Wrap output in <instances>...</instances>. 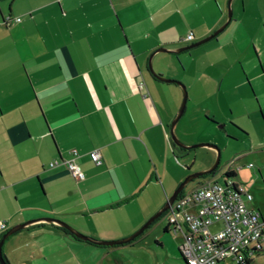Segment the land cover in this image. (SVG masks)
I'll return each instance as SVG.
<instances>
[{"label":"crops","instance_id":"crops-1","mask_svg":"<svg viewBox=\"0 0 264 264\" xmlns=\"http://www.w3.org/2000/svg\"><path fill=\"white\" fill-rule=\"evenodd\" d=\"M7 18L20 21L5 25ZM224 25L202 45L170 52ZM151 56L168 80L185 82L175 61L189 78L188 120L228 114L245 131L243 107L263 128L264 0H0V221L7 230L52 218L90 239L120 241L163 208L182 180L170 127L183 96L150 74ZM187 106L174 128L183 138ZM71 150L79 153L78 180L63 166L49 168ZM92 151L101 165L91 162ZM166 215L111 247L37 223L9 237L2 253L9 264H161L166 251L186 264Z\"/></svg>","mask_w":264,"mask_h":264},{"label":"built area","instance_id":"built-area-1","mask_svg":"<svg viewBox=\"0 0 264 264\" xmlns=\"http://www.w3.org/2000/svg\"><path fill=\"white\" fill-rule=\"evenodd\" d=\"M11 21L20 19L7 18L4 24ZM191 40L192 35H188L186 41ZM69 154V159L55 160L49 168L63 166L73 178L81 179L76 163L79 153L71 150ZM89 158L97 166L102 163L98 151L90 152ZM225 173L204 178L178 196L167 210V224L182 237L179 250L186 264H245L264 250V222L260 213L248 206L252 196L232 179H226ZM6 230V223L0 221V233Z\"/></svg>","mask_w":264,"mask_h":264},{"label":"rangeland","instance_id":"rangeland-1","mask_svg":"<svg viewBox=\"0 0 264 264\" xmlns=\"http://www.w3.org/2000/svg\"><path fill=\"white\" fill-rule=\"evenodd\" d=\"M182 61L184 62L183 59ZM173 65L178 70L181 79L188 82L189 78L182 72L180 64L175 61ZM151 68L155 74H159L155 70L152 59ZM146 73L145 71V75H147ZM159 75L163 76L162 74ZM165 79L170 78L165 77ZM174 81L181 83L185 87L188 95L186 85L184 84L185 82L180 80ZM166 86H168V88H177L183 96L182 89L177 85L166 84ZM190 105L191 103L189 101V103L186 104L187 113L180 123L184 124L186 122L188 132L183 138L182 136H178L177 131L174 130L175 137L186 146L208 144L214 146L216 150L207 147H197L191 150L176 149L177 164L180 170H182L180 171L181 182L190 174L210 168L216 162L218 156L217 151H219V165L215 173L221 174L231 167L236 175V183L245 188L252 196V205L261 213L264 221V125L261 124L263 128L260 126V122H258L259 120L256 116L253 117L251 115L248 117L243 107L241 108V125L245 131L238 129L232 121L227 120L230 119L228 114L225 115L226 120L224 121L209 120L206 122L203 116L195 120H188ZM253 105L256 107L255 103H253ZM192 142L194 144H187ZM249 166L252 167L249 168ZM202 180L203 178L201 177L190 182L182 193H187L195 188ZM161 221H164V219L161 218ZM148 264H155V262L151 261L148 262ZM161 264L180 263L171 258L165 251L161 258ZM228 264L236 263L228 262ZM252 264H264V251L254 256Z\"/></svg>","mask_w":264,"mask_h":264},{"label":"water","instance_id":"water-1","mask_svg":"<svg viewBox=\"0 0 264 264\" xmlns=\"http://www.w3.org/2000/svg\"><path fill=\"white\" fill-rule=\"evenodd\" d=\"M225 25L222 26L221 28H219L214 34H212L211 36H209L208 38L204 39V40H201L195 44H191L189 46H186V47H183V48H180V49H177L175 51H170V52H173V53H181V52H185V51H188V50H191L193 48H196L200 45H202L203 43L209 41L210 39L214 38L215 36H217L223 29H224ZM157 52H163V53H166V52H169L167 49H164V48H161L159 49ZM151 59H152V56L149 58V61H148V65H147V68L150 72V74L158 81H161L163 83H175L177 85H179L183 91V99H182V103H181V106L178 110V113L176 115V117L173 119L172 123H171V127H170V137H171V140L172 142L174 143L175 146H177L178 148L182 149V150H191V149H195L197 147H207V148H211V149H215L216 148L214 146H211V145H208V144H200V145H191V146H186L184 144H182L174 135V128L176 126V124L178 123L179 119L182 117L183 113H184V110H185V106H186V102H187V92L185 90V87L178 83V82H175V81H172V80H168V79H164L162 76L160 75H157L155 74L153 71H152V68H151ZM217 160L216 162L210 167L208 168L207 170H204V171H201V172H196V173H193V174H190L188 175L179 185L178 187L176 188V190L173 192V194L166 200V203L165 205L163 206V208L161 210H159L153 217H151L146 224H144L135 234H133L132 236H130L129 238H126L124 240H120V241H108V242H105V241H97V240H93V239H90L88 237H85L81 234H79L78 232H76L75 230H73L71 227H69L67 224L59 221V220H55V219H52V218H43V219H40V220H35V221H32V222H27V223H24V224H19V225H16L12 228H10L9 230H7L1 237L0 239V264H6L5 260H4V257H3V253H2V248H3V245L5 243V241L13 236L14 234H16L17 232L21 231V230H24L26 229L27 227L33 225V224H37V223H45V224H53V225H56L60 228H63L65 229L67 232H69L71 235H73L75 238L79 239V240H83V241H86V242H90L94 245H97V246H108V247H111V246H117V245H123V244H126V243H129L131 241H133L135 238H137L141 233H143L150 225L151 223H153L156 219H158L162 214H164L171 206V204L176 200V198L178 197V195L184 190V188L192 181L198 179V178H201V177H204V176H207V175H210L212 173H215V171L217 170L218 168V165H219V151H217Z\"/></svg>","mask_w":264,"mask_h":264},{"label":"trees","instance_id":"trees-1","mask_svg":"<svg viewBox=\"0 0 264 264\" xmlns=\"http://www.w3.org/2000/svg\"><path fill=\"white\" fill-rule=\"evenodd\" d=\"M216 172V171H215ZM214 173H212V174H210V175H213ZM209 175V176H210ZM208 176V175H207ZM234 173L233 172H226L225 174H224V177L226 178V179H228V180H230V179H233L234 178ZM206 176H204V177H202V178H205ZM183 193L181 192L178 196H181ZM164 214H162L161 215V217L163 216ZM160 217V218H161ZM169 226V225H168ZM170 227V226H169ZM59 229H61L63 232H65V233H68L65 229H63V228H60L59 227ZM264 251V250H263ZM259 253L260 252H257V253H255L252 257H250V258H248L247 260H245V264H252V262H253V258H254V256H256V255H259ZM4 257V256H3ZM4 260H5V262H6V264H9L8 263V261L6 260V258L4 257Z\"/></svg>","mask_w":264,"mask_h":264},{"label":"flooded vegetation","instance_id":"flooded-vegetation-1","mask_svg":"<svg viewBox=\"0 0 264 264\" xmlns=\"http://www.w3.org/2000/svg\"><path fill=\"white\" fill-rule=\"evenodd\" d=\"M204 179V178H203Z\"/></svg>","mask_w":264,"mask_h":264}]
</instances>
